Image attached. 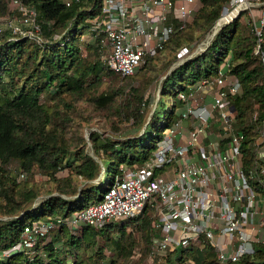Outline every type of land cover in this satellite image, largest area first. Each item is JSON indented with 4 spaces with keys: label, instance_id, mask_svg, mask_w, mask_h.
<instances>
[{
    "label": "trees",
    "instance_id": "16d2710c",
    "mask_svg": "<svg viewBox=\"0 0 264 264\" xmlns=\"http://www.w3.org/2000/svg\"><path fill=\"white\" fill-rule=\"evenodd\" d=\"M21 1L35 10L43 32L13 39L11 31L0 40V264H142L158 236L149 208L139 218L102 228L83 225L73 231L62 223L38 238L33 249L15 247L26 226L69 218L100 203L126 169L146 165L164 132L181 118L180 95L221 70L241 84L230 101L238 130L246 135L243 167L264 200L263 161L256 152L264 131V45L258 49L247 14L222 28L203 52L181 62L182 53L193 52L212 31L230 0H199L193 22L131 77L103 64L106 37L95 25L102 0ZM8 3L0 0L1 16L9 13ZM92 35L94 42L85 39ZM160 83L152 113L148 95ZM95 124L103 131L90 132ZM130 130L137 135L126 136ZM20 174L31 178L21 181ZM167 264L222 263L207 245L176 249ZM228 264H264V243Z\"/></svg>",
    "mask_w": 264,
    "mask_h": 264
},
{
    "label": "built area",
    "instance_id": "2783aa9c",
    "mask_svg": "<svg viewBox=\"0 0 264 264\" xmlns=\"http://www.w3.org/2000/svg\"><path fill=\"white\" fill-rule=\"evenodd\" d=\"M21 22L32 26L24 37L40 31L37 14L21 0H13ZM70 6L71 2H67ZM199 0H102L96 29L105 34L108 51L105 65L123 77L134 76L149 59L161 53L173 35L194 20ZM248 12L258 49L264 45V11L252 0H230L207 37L192 55L203 52L217 33ZM12 33L21 36L13 27ZM190 49L182 53V57ZM264 63V59H263ZM214 89L209 106L198 103L195 89L180 95L185 104L181 118L165 131L164 139L146 165L125 170L98 204H92L69 218L56 217L25 227L15 251L33 249L40 237L62 223L74 231L83 225L102 228L113 221L141 217L152 209L158 236L150 254L151 264L160 254L179 248L214 247L222 264L238 262L264 243V200L249 181L243 167L246 135L238 130L236 109L230 97L241 92L237 79L229 80L221 70L196 91ZM263 161L264 131L256 142ZM25 178V174L21 175Z\"/></svg>",
    "mask_w": 264,
    "mask_h": 264
},
{
    "label": "rangeland",
    "instance_id": "374dc122",
    "mask_svg": "<svg viewBox=\"0 0 264 264\" xmlns=\"http://www.w3.org/2000/svg\"><path fill=\"white\" fill-rule=\"evenodd\" d=\"M8 6H9V13L7 15H4V16H1L0 15V40L4 37V34L5 33H8V34H12L10 33L11 30H12V25L13 27H16L17 29H19L20 33H21V36H17V35H14V37H12L13 39L15 38H19V37H24L25 35H27L28 33H30L32 31V26H28V25H25L21 22V17L16 9V6L15 4L13 3V0H8ZM252 4L253 6L255 7L256 10H259V11H264V0H252ZM244 14H247V17H248V20L250 21L251 25H252V21H251V18H250V14L248 12L244 13ZM244 20V19H243ZM252 28H253V25H252ZM264 31V30H263ZM43 32V27L41 26L40 27V31L38 32L39 35H41ZM87 41L89 42H94L95 40V36H88L85 38ZM264 43V41H263ZM104 54H103V64L105 65V59L106 57L108 56V51H107V48L104 44ZM197 49V46L195 47V49L193 51H195ZM193 52L191 53H188L186 55H184L182 57V61L183 62L184 60L186 59H189L190 57H192ZM229 80H231L230 77H228ZM164 79V78H163ZM162 79V80H163ZM161 80V81H162ZM134 86H137L136 84H134ZM198 88V86H196L194 89H195V92L196 93V97H197V100H198V103L199 105L201 106H209L211 101H212V96H213V93H214V89H209V90H198L196 91V89ZM161 96V83L160 84H155L152 89L150 90L149 92V95H148V105L146 106V108L150 111H152V113L154 112V110L156 109L157 107V102L159 100ZM92 131H99V132H102V128L95 124V126H93L90 130V132ZM166 133L164 132V135ZM137 135V131L135 130H130V131H127L126 132V136L130 137V136H136ZM125 136V135H124ZM90 137V133L87 134V138ZM89 141V140H88ZM21 175V174H20ZM31 178L30 175H27L25 174V178H21V176H19V179L21 181H28L29 179ZM38 179L44 181L45 179L41 176H38L37 177ZM127 225V223H126ZM74 231V230H73ZM263 231L264 229H262V235H263ZM263 237V236H262ZM153 250V248H152ZM151 250V251H152ZM167 255L168 253L166 254H160L159 257H158V260L160 261V263H166L167 264ZM141 257V254L140 253H137L136 255V259H139ZM142 264H151V261H150V256H148L144 262Z\"/></svg>",
    "mask_w": 264,
    "mask_h": 264
},
{
    "label": "water",
    "instance_id": "95a60500",
    "mask_svg": "<svg viewBox=\"0 0 264 264\" xmlns=\"http://www.w3.org/2000/svg\"><path fill=\"white\" fill-rule=\"evenodd\" d=\"M234 110H235V107H234ZM89 140V138H87Z\"/></svg>",
    "mask_w": 264,
    "mask_h": 264
}]
</instances>
